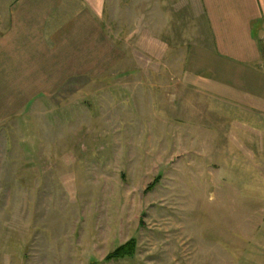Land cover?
I'll return each instance as SVG.
<instances>
[{
	"label": "rangeland",
	"instance_id": "rangeland-1",
	"mask_svg": "<svg viewBox=\"0 0 264 264\" xmlns=\"http://www.w3.org/2000/svg\"><path fill=\"white\" fill-rule=\"evenodd\" d=\"M147 3L107 1L93 45L0 121V264H264V138L186 78L200 32L150 31Z\"/></svg>",
	"mask_w": 264,
	"mask_h": 264
},
{
	"label": "crops",
	"instance_id": "crops-1",
	"mask_svg": "<svg viewBox=\"0 0 264 264\" xmlns=\"http://www.w3.org/2000/svg\"><path fill=\"white\" fill-rule=\"evenodd\" d=\"M107 1L16 0L7 10L0 34V121L54 88L51 81L61 76L52 65L62 55L75 58L78 48L93 45L84 34L103 32ZM147 2L150 31L200 32L187 54L186 78L214 99V110L230 117L232 126L260 130L263 139L264 0ZM189 15L192 27L183 28ZM54 18L59 25L52 24Z\"/></svg>",
	"mask_w": 264,
	"mask_h": 264
},
{
	"label": "trees",
	"instance_id": "trees-1",
	"mask_svg": "<svg viewBox=\"0 0 264 264\" xmlns=\"http://www.w3.org/2000/svg\"><path fill=\"white\" fill-rule=\"evenodd\" d=\"M134 251V241H129L108 254L107 259H119L125 256H131Z\"/></svg>",
	"mask_w": 264,
	"mask_h": 264
}]
</instances>
